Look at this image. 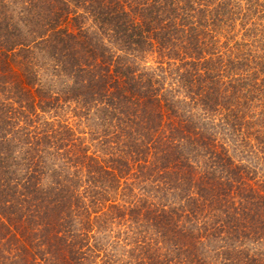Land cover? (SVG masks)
Masks as SVG:
<instances>
[{
	"label": "trees",
	"instance_id": "1",
	"mask_svg": "<svg viewBox=\"0 0 264 264\" xmlns=\"http://www.w3.org/2000/svg\"><path fill=\"white\" fill-rule=\"evenodd\" d=\"M0 264H264V0H0Z\"/></svg>",
	"mask_w": 264,
	"mask_h": 264
}]
</instances>
